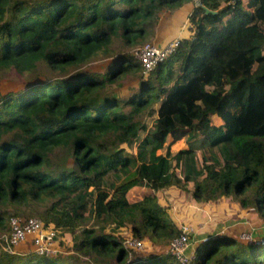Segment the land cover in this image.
<instances>
[{
  "label": "trees",
  "instance_id": "trees-1",
  "mask_svg": "<svg viewBox=\"0 0 264 264\" xmlns=\"http://www.w3.org/2000/svg\"><path fill=\"white\" fill-rule=\"evenodd\" d=\"M190 1L0 0V80L21 86L0 94V236L11 216L35 217L79 238L83 264H264V0H201L190 36L144 74L132 51L159 12ZM123 81L136 86L117 96ZM179 167L191 202L232 201L246 220L237 231L263 233L207 226L190 259L171 255L179 226L156 191ZM89 219L125 229L145 254L84 228ZM0 264L76 263L0 247Z\"/></svg>",
  "mask_w": 264,
  "mask_h": 264
},
{
  "label": "rangeland",
  "instance_id": "rangeland-1",
  "mask_svg": "<svg viewBox=\"0 0 264 264\" xmlns=\"http://www.w3.org/2000/svg\"><path fill=\"white\" fill-rule=\"evenodd\" d=\"M201 0H191L187 5H183L177 8L180 11L175 15V10H163L158 13L156 23L153 27V35L146 39L145 42H152L154 45H157L159 39L164 38L165 36H169L170 33L173 34V29L180 24V26H184V29L187 30L185 37L190 36V30L188 28V12L189 8L194 5H200ZM222 5V3H221ZM183 17V18H182ZM184 30V31H185ZM156 33V34H155ZM156 36V37H155ZM173 38H175L173 36ZM172 39V38H171ZM179 39V38H178ZM160 42V41H159ZM162 45V44H160ZM105 62H95L91 64V68L94 70H100L104 66ZM136 83L134 81H123V85L116 89L115 94L117 96L124 97L127 96L131 92V87H135ZM19 87V82L15 81L11 76H4L0 80V94L6 91H15ZM150 119H145L147 125L150 124ZM197 134L195 131H192L187 136L183 137L180 141H178L172 147L171 155H173L178 149L185 148L187 146V142L195 139ZM128 151L136 152L135 148H131L130 146H125ZM155 154H165V147L163 146L161 149H157ZM212 155L214 158H217L218 162L220 161V157L216 155V152L212 150ZM200 153H198V157ZM174 164V162H172ZM183 169V165H182ZM176 172L178 173V180L175 183H172L170 186H166L162 189L156 191V199L157 202L164 206L169 215L173 218L178 226L186 225L191 228V233L189 234V244L183 255L185 258L190 259L193 251V247L199 238H202L200 231L205 230L207 226L213 227L214 231L221 232L229 229H233L234 234H237L239 238H249L254 236V234L263 233L262 228H251L248 231L238 232L237 229L240 226L246 224V220L241 216V213L236 212L233 208L232 201H221L216 203H206L207 207L203 208L198 206L196 203L191 202V191L193 190L192 182H184L182 180L184 172H182L181 168H177ZM113 179H105V187H110L111 184L109 182H113ZM145 189H133L130 191L131 194L140 196V193L144 192ZM38 210V208H37ZM84 228L89 230H101L104 233H110L116 239L122 238V245L125 246L128 241V238H134L131 236L125 229L123 228H115L113 223L110 220H105L102 222H95L93 219H89L84 224ZM264 229V228H263ZM126 231V233H125ZM2 236H0L1 239ZM136 239V238H135ZM80 241L74 234H68L66 237L57 234L56 237V251L57 254L63 257H69L76 264H83L86 261L91 260V256L88 254L81 253L77 248L76 244ZM22 245V244H21ZM24 246L22 248L18 247L15 252H26L24 251ZM139 255H144V249L136 251ZM110 264H115V261L110 258L108 260Z\"/></svg>",
  "mask_w": 264,
  "mask_h": 264
},
{
  "label": "built area",
  "instance_id": "built-area-1",
  "mask_svg": "<svg viewBox=\"0 0 264 264\" xmlns=\"http://www.w3.org/2000/svg\"><path fill=\"white\" fill-rule=\"evenodd\" d=\"M198 5V4H197ZM179 39L172 38L162 45H154L146 42L132 51V57L136 59L143 73L147 74L155 65L165 60L178 47ZM8 232L0 239V247L9 253H14L24 243H28L30 250L37 254L54 256L56 251V231L52 227H45L35 217L23 218L11 216L8 220ZM191 228L186 225L179 226L178 234L167 244V251L176 257L185 259L183 252L189 244ZM126 247L136 251L143 249V244L135 238H128Z\"/></svg>",
  "mask_w": 264,
  "mask_h": 264
},
{
  "label": "crops",
  "instance_id": "crops-1",
  "mask_svg": "<svg viewBox=\"0 0 264 264\" xmlns=\"http://www.w3.org/2000/svg\"><path fill=\"white\" fill-rule=\"evenodd\" d=\"M188 3H186V4H184V5H187ZM193 7V6H192ZM192 7H190L189 8V12H188V14L190 13V11H191V9H192ZM180 9H181V7H180ZM180 9L179 10H177L176 9V11H175V15H177V13L180 11ZM183 18V17H182ZM184 29V26L182 25V26H180V24H178V26H176V28H174L173 29V34L172 33H170L169 34V36H165L164 38H162V39H159V41H158V43H156L157 45H160V44H163V43H165L166 41H168L169 39H171V38H173V36L175 37V38H179V39H181V38H186L185 37V34L187 33V30H185ZM156 34V33H155ZM156 37V36H155ZM24 247V251H29L30 250V246H29V244L28 243H24V244H22ZM22 245H20L19 246V248L21 247L22 248Z\"/></svg>",
  "mask_w": 264,
  "mask_h": 264
},
{
  "label": "water",
  "instance_id": "water-1",
  "mask_svg": "<svg viewBox=\"0 0 264 264\" xmlns=\"http://www.w3.org/2000/svg\"><path fill=\"white\" fill-rule=\"evenodd\" d=\"M204 12L205 13H208V12H210L208 9H206V8H204ZM212 13H214L213 11H212Z\"/></svg>",
  "mask_w": 264,
  "mask_h": 264
}]
</instances>
